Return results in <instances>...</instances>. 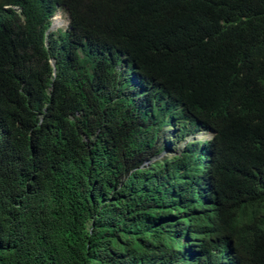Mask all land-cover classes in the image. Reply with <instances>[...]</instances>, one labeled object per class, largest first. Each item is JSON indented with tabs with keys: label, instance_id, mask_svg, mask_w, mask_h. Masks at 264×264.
<instances>
[{
	"label": "trees",
	"instance_id": "16d2710c",
	"mask_svg": "<svg viewBox=\"0 0 264 264\" xmlns=\"http://www.w3.org/2000/svg\"><path fill=\"white\" fill-rule=\"evenodd\" d=\"M0 264H264V0H0Z\"/></svg>",
	"mask_w": 264,
	"mask_h": 264
},
{
	"label": "clouds",
	"instance_id": "9594fccd",
	"mask_svg": "<svg viewBox=\"0 0 264 264\" xmlns=\"http://www.w3.org/2000/svg\"><path fill=\"white\" fill-rule=\"evenodd\" d=\"M8 6H5V9ZM56 13H60L62 19L61 21H66V25H63L61 27H55L53 30H51L52 28V20L53 17L55 16ZM68 26V18L66 16V14L64 13V11L57 9L54 14L51 16V22H50V26H49V31L50 32H54L57 29L58 30H65ZM48 63L50 64V66L52 67V77L55 76V71H54V66H55V58L54 57H49L48 58ZM135 83V81L133 82ZM183 114H185V112H183ZM184 116V115H183ZM185 118V117H184ZM178 133H180V128L178 129H174V128H167L164 134V151L162 153H167L170 154V152L172 150H174L175 154L176 152H179L180 150H182L185 146L189 145V144H197V150H196V154L198 153L200 146L203 145L206 142H209L211 139V135L212 133L209 131H205V130H197L195 132L189 133L188 135H186L185 137H183L178 143H176L175 145H171V141H173L177 136ZM200 137V138H199ZM204 137H207V140H202Z\"/></svg>",
	"mask_w": 264,
	"mask_h": 264
},
{
	"label": "rangeland",
	"instance_id": "374dc122",
	"mask_svg": "<svg viewBox=\"0 0 264 264\" xmlns=\"http://www.w3.org/2000/svg\"><path fill=\"white\" fill-rule=\"evenodd\" d=\"M61 19H62V17L60 15V13H56L55 16L53 17V20H52V28H51V30H53L55 27L57 28V27H61L63 25H66V21H61ZM202 140H204V141L207 140V137H204ZM173 153H174V150H172L170 152V155H172Z\"/></svg>",
	"mask_w": 264,
	"mask_h": 264
}]
</instances>
